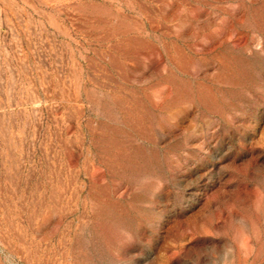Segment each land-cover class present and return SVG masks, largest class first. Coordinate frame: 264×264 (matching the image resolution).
<instances>
[{"label": "rangeland", "instance_id": "374dc122", "mask_svg": "<svg viewBox=\"0 0 264 264\" xmlns=\"http://www.w3.org/2000/svg\"><path fill=\"white\" fill-rule=\"evenodd\" d=\"M0 264H264V0H0Z\"/></svg>", "mask_w": 264, "mask_h": 264}]
</instances>
